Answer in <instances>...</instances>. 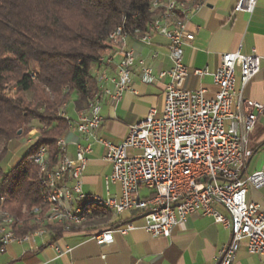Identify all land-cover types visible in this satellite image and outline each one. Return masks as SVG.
Instances as JSON below:
<instances>
[{
	"label": "built area",
	"instance_id": "2783aa9c",
	"mask_svg": "<svg viewBox=\"0 0 264 264\" xmlns=\"http://www.w3.org/2000/svg\"><path fill=\"white\" fill-rule=\"evenodd\" d=\"M257 2L238 0L234 10L252 15ZM201 6L202 3L193 6V0H189L182 8L189 11L190 17ZM157 11L158 19L153 21L152 33L146 36L144 43L150 44L153 34L169 41L172 67L159 75V78L170 79L165 88L162 115L158 116V111L152 108L143 121L130 127L123 143L111 144L96 135L103 122L101 94L98 93L88 111L81 112L77 122L71 121L88 144L76 143V157L72 158L67 154L68 143H63L66 159L58 170L60 185H67L76 208L87 198H101L112 201L113 206L119 208L118 218L125 213L142 216L144 229L153 238H170L176 227L187 223L190 215L201 212L231 232L229 243L221 251L219 264H235L243 243L249 254L259 256L264 264V214L259 204L247 200L250 188H264V172L244 175L254 154L249 147L248 135L255 129L259 115L264 114L263 104L244 98V90L261 72L260 58L255 51L245 55L239 50L222 55L221 64L213 74L208 69L191 72L183 60L184 46L195 39L188 31L189 18L177 17L175 0L174 8H167L166 3ZM128 35L116 36L118 45L123 44ZM156 57L154 54L153 58ZM113 64L114 56H106L98 66ZM135 64L133 51H128L117 64L113 77L103 75L100 78L99 82L103 83L100 89L113 101L119 102L125 92L134 93L130 76ZM139 66L142 82L152 84L157 78L152 68L143 60L139 61ZM191 74L196 77L212 75L214 84L219 87L215 97L207 99L205 90H186L184 85ZM35 78L37 72L31 70L28 80ZM107 83L114 87L113 93L103 87ZM11 91L15 93V89ZM90 141L107 149L106 159L112 164L113 171L106 179V185L109 188L111 184H119V197L103 198L84 192L82 175L87 166V155L92 151ZM43 154L44 149L40 147L32 156V163ZM45 181H48L47 174ZM142 188L150 191L151 196L142 198ZM0 200L3 203L6 199ZM215 205L223 206L229 217L217 212ZM89 212L95 211L90 209ZM65 216L79 219L64 210H57L52 215ZM6 226H0V254L12 244L24 245L44 236L6 233ZM132 230V223L117 222L92 232L91 236L100 246H106L114 242L116 234L127 235ZM56 250L62 254L58 247Z\"/></svg>",
	"mask_w": 264,
	"mask_h": 264
},
{
	"label": "crops",
	"instance_id": "0c3cea01",
	"mask_svg": "<svg viewBox=\"0 0 264 264\" xmlns=\"http://www.w3.org/2000/svg\"><path fill=\"white\" fill-rule=\"evenodd\" d=\"M178 1L189 4V0ZM237 2L238 0H193V6H200L201 3L202 6L189 17L188 31L195 35V39L183 48L184 64L191 72L208 69L213 74L221 64L222 55L239 50L250 55L255 51L260 58L261 72L244 90V98L264 105V0H258L252 15L235 12ZM168 45L169 41L160 35L153 34L150 44H146L143 36L129 34L123 44L114 46L109 55L114 56L112 66H97L93 69L98 80L103 75L113 77L123 54L133 51L135 55L136 64L130 76L134 93L125 92L122 99L115 102L102 89L99 90L103 122L96 132L98 137L119 145L127 138L130 127L143 121L152 108L158 111V116L162 115L165 88L170 79L159 78V75L172 67ZM154 54L157 55L156 58H153ZM142 60L152 68L157 77L152 84H145L141 80L139 61ZM102 84L99 82V88ZM103 87L114 92V87L109 83ZM184 88L189 91L205 90L207 99L214 98L219 91L212 75L196 77L191 74ZM238 88H241L240 81ZM64 112L63 115L74 123L84 111L78 112L73 103H69ZM29 137L36 139L37 131L32 132ZM63 137L68 143L67 154L72 158L76 157V143L88 144L75 128H69ZM248 141L254 154L244 171L245 176L264 172V114L259 115L255 129L248 135ZM91 142L92 151L87 155L88 162L82 175L84 192L103 198L119 197V184H111L109 188L106 185V179L113 171L112 164L106 159L107 149ZM140 196L148 198L151 192L142 188ZM247 200L259 204L264 214V188H250ZM214 208L223 216L229 217L223 206L215 205ZM117 222H130L134 230L127 235L116 234L114 242L109 245L100 246L91 233L85 231L86 228L83 231H62L56 226L30 243L10 245L4 254H0V264H219L221 251L231 238L227 227L215 223L213 218L204 216L201 212L190 215L187 223L176 227L170 238L150 236L144 229L145 220L136 213H125L121 218L113 216L106 226ZM235 264H262V261L259 256L249 254L246 243H243L236 255Z\"/></svg>",
	"mask_w": 264,
	"mask_h": 264
},
{
	"label": "trees",
	"instance_id": "16d2710c",
	"mask_svg": "<svg viewBox=\"0 0 264 264\" xmlns=\"http://www.w3.org/2000/svg\"><path fill=\"white\" fill-rule=\"evenodd\" d=\"M150 8L151 0H0V199H6L0 206L23 221L19 234L38 230L33 212L47 210L44 172L32 156L46 147L51 163L58 162L57 143L71 121L65 106L88 110L100 90L93 69L118 45L111 36L120 28L146 34L155 17ZM31 70L37 78L28 80ZM33 131L38 137L29 152L5 170L12 151ZM113 216L93 212L85 231L105 229ZM56 226L83 231L61 224L47 229Z\"/></svg>",
	"mask_w": 264,
	"mask_h": 264
},
{
	"label": "bare ground",
	"instance_id": "6f19581e",
	"mask_svg": "<svg viewBox=\"0 0 264 264\" xmlns=\"http://www.w3.org/2000/svg\"><path fill=\"white\" fill-rule=\"evenodd\" d=\"M167 3V8H174V0H151V12L155 14L154 19L148 25V32L143 35V41L146 42V36H149L152 33L153 21L158 19V8H162ZM187 3L184 1L179 2L175 0V8H177V17L189 18V11H184V7ZM139 32V31H136ZM123 35L122 29H118L112 36L111 39L116 41V36ZM92 102L89 107H91ZM70 128H74L70 122ZM66 143L64 138H61L57 146L61 152V155L56 164L51 163L50 152L46 147L44 149L43 156H40L34 163L36 166L40 167L45 175L48 176V181H45L47 191L44 194V201L47 206V210L38 208L33 212V223L36 224L39 229L36 231H30L26 234L32 235H45L48 232V226L50 225H67L73 227H81L82 229L86 228V222L88 217L93 213L89 212L90 209L100 211H110L113 213L114 217L118 218L119 208L113 206L112 201L101 198H87L84 200V203L79 204L78 208L73 205L71 201L67 185H60L59 177V168L61 163L66 159V151H64V144ZM59 191V192H58ZM6 201L2 203L0 200V205H4ZM57 210H64L69 215H77L79 219H76L72 216L65 217H52ZM52 217V218H51ZM6 226V233H14V235L19 234V229L24 225L23 221L17 220L7 209L3 206H0V226ZM25 235V234H23Z\"/></svg>",
	"mask_w": 264,
	"mask_h": 264
},
{
	"label": "rangeland",
	"instance_id": "374dc122",
	"mask_svg": "<svg viewBox=\"0 0 264 264\" xmlns=\"http://www.w3.org/2000/svg\"><path fill=\"white\" fill-rule=\"evenodd\" d=\"M13 93V91H11ZM71 122V121H70ZM71 129V128H70ZM34 132V131H33ZM32 132L27 136H31ZM64 138V137H62ZM33 139V138H32ZM31 137L29 138H25L23 139L18 146L12 151V156L9 160V162H7L4 165V169L5 170H10L13 167L16 166V164L19 162L20 158H23L24 155L27 154V152L30 150V148L32 147V145L36 142V139H33V141L31 143H28V141L30 142V140H32ZM24 213V212H23Z\"/></svg>",
	"mask_w": 264,
	"mask_h": 264
},
{
	"label": "water",
	"instance_id": "95a60500",
	"mask_svg": "<svg viewBox=\"0 0 264 264\" xmlns=\"http://www.w3.org/2000/svg\"><path fill=\"white\" fill-rule=\"evenodd\" d=\"M21 134V132H19V135Z\"/></svg>",
	"mask_w": 264,
	"mask_h": 264
}]
</instances>
